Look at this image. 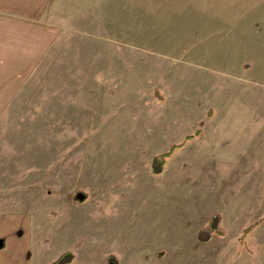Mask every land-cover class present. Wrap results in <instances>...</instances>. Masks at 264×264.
<instances>
[{"label":"rangeland","instance_id":"1","mask_svg":"<svg viewBox=\"0 0 264 264\" xmlns=\"http://www.w3.org/2000/svg\"><path fill=\"white\" fill-rule=\"evenodd\" d=\"M100 5L70 11L39 66L0 90V212L31 213L44 244L76 233L71 249H88L75 264H264V171L209 167L179 135L182 87L229 61L220 49L246 23L264 35V0ZM214 214L226 234L202 242Z\"/></svg>","mask_w":264,"mask_h":264},{"label":"crops","instance_id":"2","mask_svg":"<svg viewBox=\"0 0 264 264\" xmlns=\"http://www.w3.org/2000/svg\"><path fill=\"white\" fill-rule=\"evenodd\" d=\"M93 4L96 0H0V90L9 96V91L18 89L39 66L63 27L72 24L70 11L104 8ZM243 29V40L233 46L223 43L220 49L229 61H207V71L198 77L196 86L182 87L179 135L187 139L181 150L195 149L209 167H239L252 173L264 171V35H253L252 22ZM186 51L182 57L187 56ZM191 52L188 62L198 64ZM234 57H242V61L234 64ZM164 135L169 139L173 136L170 124ZM249 179L260 182L257 174ZM33 217L14 210L0 212V264H54L68 251L74 253L68 264H75L85 256L88 244L78 243L71 249L69 239L76 233L70 232V237L61 240L56 236L51 244L39 241L36 236L41 228L33 226Z\"/></svg>","mask_w":264,"mask_h":264},{"label":"trees","instance_id":"3","mask_svg":"<svg viewBox=\"0 0 264 264\" xmlns=\"http://www.w3.org/2000/svg\"><path fill=\"white\" fill-rule=\"evenodd\" d=\"M189 138V137H188ZM181 144H174L172 145L171 149L167 152L161 153L157 156H155L152 160V170L154 173L158 174L163 170V166L165 164L166 159L172 154L175 148L179 147ZM86 198V194L83 193V195L80 197L77 195L76 199L79 201H83ZM221 221V215L220 214H214L211 218L210 225L206 228H203L198 233V239L202 242L207 241L214 232L217 234H224V230L222 229L220 225ZM252 228V225L248 226L244 229L242 233V237H244ZM74 259V253L71 251H68L64 253L62 256H60L54 264H68ZM116 257L114 255H111L109 257V264H116Z\"/></svg>","mask_w":264,"mask_h":264}]
</instances>
